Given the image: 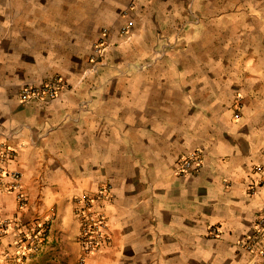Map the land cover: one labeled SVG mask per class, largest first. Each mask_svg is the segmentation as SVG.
Here are the masks:
<instances>
[{
    "label": "crops",
    "instance_id": "obj_1",
    "mask_svg": "<svg viewBox=\"0 0 264 264\" xmlns=\"http://www.w3.org/2000/svg\"><path fill=\"white\" fill-rule=\"evenodd\" d=\"M28 1L0 5V139L25 125L8 141L19 152L11 167L23 172L29 194L21 208L15 193L0 191V218L11 221L0 238V264H19L11 228L35 217H50L46 242H53L45 249L77 264L73 197L107 183L111 241L87 264L250 262L238 242L264 204V185L248 192L258 177L253 166L264 164V0H245L239 9L197 0L199 35L228 30L229 72L189 52L196 38L188 30L182 54H167L149 69L126 67L150 59L158 31L170 32L183 0ZM127 19L131 33L119 36ZM100 36L111 41V65L121 68L109 65L100 83L90 74L79 84ZM161 62L167 68L159 69ZM56 73L75 85L48 102L21 101L22 86ZM86 97L89 109L79 110ZM196 147L204 151L202 169L176 174V157ZM211 225L219 235H209Z\"/></svg>",
    "mask_w": 264,
    "mask_h": 264
},
{
    "label": "rangeland",
    "instance_id": "obj_2",
    "mask_svg": "<svg viewBox=\"0 0 264 264\" xmlns=\"http://www.w3.org/2000/svg\"><path fill=\"white\" fill-rule=\"evenodd\" d=\"M180 1L181 0H179V3H181ZM218 1L221 4H225L226 8L228 9H230V7L231 9L236 8V7H238L239 9L242 5L245 4V0H224V2H222L223 0H221V2L220 0ZM28 2H29L28 0L27 1L26 0H0V5L26 4ZM127 2H128V5H130V3L134 1L129 0ZM197 2H198L197 0H183L182 2L183 11L182 13L181 12L178 13V17L172 22L173 25L172 23L170 24V28H169L170 32H167L166 29H162V28L161 30L158 31L157 44H156L154 53L152 54L150 59L146 61L144 60L129 61L126 63L127 64L126 67L127 68L133 67L135 69H144V68L149 69L154 66L156 67L155 64L161 59H164L165 56H167V54H176V53L182 54L187 44L184 47L180 48L179 43L181 39L183 38L186 30H188V31H191L190 33L192 34V36L196 38V42L190 46L189 52L191 54L201 56V59L205 60L202 63L210 65V67H212L213 65L219 64L221 69H223L226 72H229V68L227 66H229V64H232L233 62L229 60V57H230L229 55L231 54L230 52L231 45H229L228 43L229 33L225 32L228 30L222 29L223 30L222 31L216 28V29H211L210 33L207 35L206 34L199 35L201 32V27L198 25L201 24L203 20H202V16H200L196 10V7H198ZM235 3H237L236 7L234 5ZM128 9H130V7H128ZM126 13L127 12L125 11L124 14ZM127 24H129L132 27L133 20H128L125 25ZM125 25H122L120 27V30L118 31L119 36L121 35L120 33L121 29ZM131 27H130L129 35L131 33ZM219 31H221L220 34H218ZM196 35L202 36L204 41L203 40L199 41L201 39L197 38ZM101 42L103 43L102 46H101ZM110 44H111V41L106 36L105 37L100 36L97 38L96 42L94 43V47H93L94 51L91 57L87 59V64L84 68L85 70L83 71V76L80 78L81 82L79 81L77 83L79 84L83 83L84 80L90 74H93L96 76L95 77L97 81L96 83L101 82L103 75H104V70H106V68L109 65H111V62L108 60V54L110 51V48L108 49V47ZM99 47L102 50L100 53L98 51ZM202 57H205V59ZM174 63H176V61H174ZM182 63L184 62H179L180 65H182ZM161 64H162L161 66H157L159 69L167 68L165 66V62H161ZM195 64L197 65L196 62ZM111 66H114L115 68L117 67L121 68L118 65H116V63L114 62L112 63ZM57 76H61L65 83L64 89L60 92L58 96L62 95L66 90L71 89L75 85L74 82L69 80V78L66 77L63 73H56L51 76H44L40 78L41 80H38L37 82L33 80L31 81V83H27V84H40L43 82L50 81L53 78H56ZM207 95H208L207 93L203 94V97L201 99H203ZM242 96L243 95L241 93L237 94V102L235 104L237 107V109L235 110L236 111L235 116H237V113L239 114L237 117L241 116V110L243 108V103L241 102ZM90 103H91L90 99H87L86 97L78 104V109L85 111L89 109ZM24 127H25L24 124L14 127L13 129L9 130L7 133H4V138L9 136L10 134H12V137H13L14 134H16L19 130H21ZM18 155H19V152L17 149V157ZM15 161L17 162V158ZM13 169L19 170L22 173V181L24 183L23 172L20 169L16 168L15 166H13ZM24 187L26 190L25 183H24ZM98 188L94 191H90V190L82 191L74 195L73 205H74L75 214H76L77 198L80 195L85 194V193L95 194ZM26 193H27V200L24 206H21L18 199L16 198L18 202V206L21 208L27 207L29 204V194L27 190H26ZM102 205L103 204L100 201L99 203H97L98 207H101ZM49 218L44 219L40 217H35L34 220H32V223L30 222L31 223L30 225L26 224V226H24L23 224L22 226L21 224L20 225L16 224L15 226H12L11 233L15 237V244L17 247L16 250L12 253L13 257H15L13 258L14 262L19 263V264H65L66 263L62 253L57 252L56 249H53V247L51 246L47 249H45L44 247L45 243L46 245H48L50 243L52 244L53 242V241L46 242L47 233L49 230Z\"/></svg>",
    "mask_w": 264,
    "mask_h": 264
},
{
    "label": "built area",
    "instance_id": "obj_3",
    "mask_svg": "<svg viewBox=\"0 0 264 264\" xmlns=\"http://www.w3.org/2000/svg\"><path fill=\"white\" fill-rule=\"evenodd\" d=\"M130 25L121 29V35L129 37ZM103 43L101 42V46ZM99 53L102 51L99 47ZM65 83L61 76L40 84H26L19 90V97L23 102H48L60 94ZM239 114L237 113V116ZM17 158V149L6 138L0 139V191L15 192L21 206L26 204L27 193L22 181V173L13 169L11 164ZM205 162L204 151L196 147L190 151L181 152L175 160L176 174H193L199 172ZM253 170L258 174L250 183L248 192L257 193L264 185V164H256ZM113 198L110 184L101 185L95 194H82L76 201V216L80 221L79 244L81 254L77 264H87L88 256L103 251L111 241L109 218L105 209V202ZM99 201L103 204L97 206ZM11 221L0 218V238L8 230ZM211 236L220 234V227H208ZM239 245L251 254V261L247 264H264V204L259 207L256 219L250 232L245 234Z\"/></svg>",
    "mask_w": 264,
    "mask_h": 264
}]
</instances>
